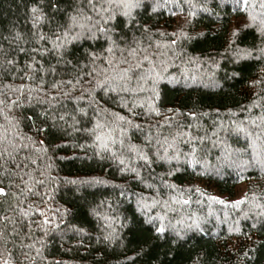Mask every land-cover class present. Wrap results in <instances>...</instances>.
Masks as SVG:
<instances>
[{"label":"trees","instance_id":"1","mask_svg":"<svg viewBox=\"0 0 264 264\" xmlns=\"http://www.w3.org/2000/svg\"><path fill=\"white\" fill-rule=\"evenodd\" d=\"M36 4L48 19L34 29ZM140 4L109 22L115 56L138 55L105 91L107 61L89 55L107 57L105 36L60 55L35 38L93 15L87 0H0V99L26 97L0 137L27 145L0 157V264H264V0H248L255 20L237 0Z\"/></svg>","mask_w":264,"mask_h":264},{"label":"snow or ice","instance_id":"2","mask_svg":"<svg viewBox=\"0 0 264 264\" xmlns=\"http://www.w3.org/2000/svg\"><path fill=\"white\" fill-rule=\"evenodd\" d=\"M89 9L93 15H86L81 9L77 8L74 9L72 14L67 17V20L65 24L56 25V32L53 33L52 37L49 38L47 34L36 32L35 38L37 41H46L48 43H51L53 46V49L56 51L57 55L61 54V50L71 41L78 40L81 38V36L87 34L89 38L95 39L96 34L99 33L103 36H105L108 47L105 49L106 53L108 54L107 57L103 55H96L95 53H89L92 59V63L95 64L96 60H106L108 67H105L101 70V73H98V75L102 74V79H95L94 87L102 88L105 91L112 90L115 91L116 88L113 87V84L116 80L126 81L127 79H130L129 74L132 72V67L127 68H119L118 65L120 64H128L129 59H134L138 53L136 48L128 47L127 49H120L121 51V57L117 58L115 56V49H119V45L116 43L115 40L112 39L111 35L109 33L114 31V28L111 27L110 21L115 19V13H119L125 17H132V13L134 9H137L141 6L140 0H87ZM52 8H56V4L50 3L49 5ZM248 0H237V8L240 10H243L247 13L248 17L252 20H255V17L252 16L251 12H248ZM32 12V22H33V28L36 29L39 26L43 24L44 21L48 19L47 15L44 13L42 8L39 6V4L33 5L31 8ZM94 16L99 17L98 20L94 19ZM58 33V34H57ZM134 43L139 47V42L134 41ZM173 44H175V41H172ZM35 51V50H34ZM39 53L43 55L44 52L48 51L46 48H39ZM127 52L128 58H124V53ZM143 60L147 61L148 56H143ZM7 64L12 65L14 63L11 59H6L5 61ZM39 63V62H35ZM29 69L34 68V64L30 63L27 66ZM136 68H140L141 65L139 62L135 64ZM36 72L43 71L42 66L34 68ZM54 71V69H53ZM95 71V70H94ZM91 75V73H89ZM36 77L34 75L26 76L24 79H35ZM140 79H144L143 77H140ZM69 85H73V87L76 84H79L80 81H68ZM59 85L53 84L52 88L55 89ZM92 90L91 88L86 89V91ZM25 91V86L20 85L18 88L12 90V95H16L17 99L13 100L11 99L10 94L5 93L4 98L0 99V105H3V108H0V113H3L5 109L12 108L18 106L26 97L23 95ZM61 95H67V93H61ZM31 97V91H28L27 98ZM77 99L82 100L83 96L78 97ZM80 112H84V109L80 108L78 109ZM155 111V109H153ZM63 119V117H60ZM14 118L6 116V120L11 122ZM123 119V117H121ZM102 125L100 123L96 124V128H100ZM89 131L95 132V129H90ZM8 132V129H5V133ZM18 135V133H16ZM0 139H3L6 141L5 146L2 151H0V157L3 155H8L10 158L13 157V153L20 150L21 147H27V145H20L17 144L12 137L4 135L3 137H0ZM21 140L24 139V137H20ZM96 140L100 141V146L107 147V144L103 142V138L101 135H96ZM42 143V142H41ZM147 159V157H145ZM123 163V161H121ZM134 171V170H133ZM39 183L43 184V181H39ZM0 194H6V190L4 187H0ZM211 199H219L218 197H210ZM221 204L228 203L224 200H219ZM243 201L237 200L233 201L232 204L234 207H239L240 203ZM39 211V209H38ZM22 214L24 216H27V211L22 210ZM7 219V218H5ZM157 232H163L164 228L161 226L156 229ZM4 264H9L8 261H5Z\"/></svg>","mask_w":264,"mask_h":264},{"label":"rangeland","instance_id":"3","mask_svg":"<svg viewBox=\"0 0 264 264\" xmlns=\"http://www.w3.org/2000/svg\"><path fill=\"white\" fill-rule=\"evenodd\" d=\"M243 189H244V185L238 186V188L236 190V196H234L233 198L240 197V195L242 194Z\"/></svg>","mask_w":264,"mask_h":264}]
</instances>
